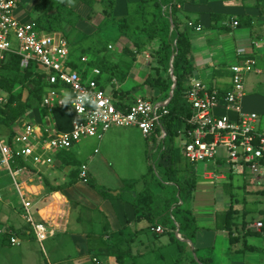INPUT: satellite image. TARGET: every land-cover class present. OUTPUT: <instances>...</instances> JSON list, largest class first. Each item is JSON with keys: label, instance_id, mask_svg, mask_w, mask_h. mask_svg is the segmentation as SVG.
<instances>
[{"label": "crops", "instance_id": "obj_1", "mask_svg": "<svg viewBox=\"0 0 264 264\" xmlns=\"http://www.w3.org/2000/svg\"><path fill=\"white\" fill-rule=\"evenodd\" d=\"M131 1L135 0L122 3L121 12L117 16L124 12L126 2ZM23 16L19 17L27 18ZM177 16L187 27L190 43V72L185 82L194 78L219 92H225L229 88V66L241 59H252L253 68L257 72L244 74L241 105L244 111L264 116V0H185L177 4ZM232 21L237 24L232 25ZM188 22L199 29L188 26ZM145 55L149 57L148 51L136 53L133 67L129 69L131 71H128L126 78L121 82L111 79L102 89L105 91L107 86V93L112 89L116 90L117 97H122L124 105L136 98L155 97L157 91L145 89L146 83L142 84L151 71L148 68L144 72L139 68L140 64L147 61L143 58H146ZM78 67L77 71L81 72L82 77H91L89 68L84 71L83 65ZM138 77L142 81H137ZM140 83L150 95L138 89ZM135 84L137 87H134ZM135 90L140 95L131 97L130 94ZM124 93L127 94L125 97ZM69 113L66 107L48 109L40 103L39 108L26 111L20 118V124L14 125L13 129L30 123L43 134L65 132L69 129ZM133 129L136 128L109 127L100 139L81 138L69 148L67 155H58V152L54 156L52 168L41 166L38 170L28 169L19 177L25 198L31 202L32 218L44 222L52 230V234L41 244L35 241L29 227L22 224L20 203L15 200L16 194L10 180L0 167V178L4 179L0 180V193H4L3 199H0V228L8 230L17 240L16 245L9 247L23 245L25 251H30L35 242L42 249L41 253L47 264H150L144 259L150 255V248L146 245L153 243L158 235L166 234L168 238L158 242L156 247V258L160 264H167L164 260L168 259L171 260L168 264H189L190 258L205 253L209 254L210 264H264V226H254L256 222L261 223L264 217V198L249 199L238 190L239 185L235 181L237 177L243 183L248 181L245 179L246 173L248 174L246 169L231 167L219 171L210 163L208 169L200 172L199 177L192 167L195 163L188 162L195 178L194 187L190 199L181 204L180 208L189 210L193 215L195 231L191 239H184L177 232V227L173 229L175 237L185 243L183 249L170 241V229L165 228L163 233H155V224L145 216H138L133 208V194L143 188L142 176L148 165L145 157V171L132 181L133 184L129 183L128 190L125 187L116 191L111 188L99 191L95 188L91 178L100 179L103 172L123 170L121 162L127 160L129 153L131 157L141 154V139H147L142 138L136 129L141 138L139 139ZM4 137L0 138L5 139ZM150 139L158 147L154 134ZM160 162V165L166 164L164 161ZM81 164H85L87 179L92 185L77 178ZM211 169L216 174L219 171V175L213 179L204 178L203 173ZM253 181H261L264 185V178H253ZM47 186L57 187V190L50 191ZM235 190L241 193L232 194ZM229 208L235 210L232 212V222L235 225L231 226V235L222 228L225 212ZM242 222L245 223L243 227L240 225ZM239 225L241 229L238 228ZM235 228L239 230L236 231ZM230 236L238 238L230 242ZM246 246H252L253 249H247ZM3 247L0 240V249ZM170 247L172 250L168 249ZM19 251L21 256L23 253ZM4 262L6 261L2 260L0 264ZM5 264L16 263L10 258Z\"/></svg>", "mask_w": 264, "mask_h": 264}, {"label": "built area", "instance_id": "obj_2", "mask_svg": "<svg viewBox=\"0 0 264 264\" xmlns=\"http://www.w3.org/2000/svg\"><path fill=\"white\" fill-rule=\"evenodd\" d=\"M16 0H0V63L6 54L18 56V66L25 68L28 63L39 66L44 74L47 88L40 103L46 108L66 107L71 111L69 129L65 132L43 134L36 126L24 123L14 128L9 142L0 138V167L3 168L20 203L19 215L29 227L38 244L52 234L42 221L32 218L31 202L25 198L19 177L28 169L38 170L41 166L52 168L54 156L68 150L81 138L100 139L109 127L136 128L142 138L148 139L160 128V117L166 113V99L151 101L148 98H136L123 108L115 107V99L102 89L94 76L99 75L96 67L89 68L91 77H82L81 72L70 69L68 63L69 45L63 35L57 31L38 30L32 19L15 16ZM236 25V21L231 22ZM195 30L198 26L187 23ZM109 44L107 48H109ZM148 58V55H145ZM85 56L79 61L85 62ZM252 59H241L229 66V88L219 92L194 78L184 82L183 100L190 110L176 137L182 157L189 163L210 162L217 170L236 167L246 169L254 179L264 178V124L255 112L244 111L241 100L244 96L243 77L247 72H257ZM86 92L102 103L93 107L87 101L73 104L71 100L62 105L66 93L75 100L78 93ZM4 101L0 97V102ZM162 129L155 136L158 143L164 138ZM223 154H217V150ZM18 160L20 164H15ZM213 169L203 173L206 179L219 175ZM77 177L86 182L85 164L79 166ZM256 228L260 222L254 224ZM155 233L164 229L155 225ZM8 235V245L17 244L12 234L0 228V235Z\"/></svg>", "mask_w": 264, "mask_h": 264}, {"label": "trees", "instance_id": "obj_3", "mask_svg": "<svg viewBox=\"0 0 264 264\" xmlns=\"http://www.w3.org/2000/svg\"><path fill=\"white\" fill-rule=\"evenodd\" d=\"M183 1L185 0H135L126 2L124 12L115 17L110 12L113 7V0H110L109 8H102L107 18L103 24L88 34L72 32L75 28V21L80 17L76 15L72 23L68 21L63 15H74L70 8L55 7L52 8L53 13H49L48 8H44L32 18L38 30L61 32L66 38L69 45L68 56L72 60L68 63L70 69L78 70L80 64L84 66V71L91 67H96L99 70V75L94 76V80L101 88L111 79L118 82L123 81L132 66L135 54L148 51L153 63L151 66L153 73L147 74L143 82L152 89L154 88L157 95L147 98L151 101H163L167 98L171 84L168 68L169 58L172 56L170 67L174 87L165 105L166 113L160 117V128H156L154 132V135L158 136L160 129H162L165 135L160 142L158 141V147H156V161L157 165L161 167L164 179L158 174L154 175L153 167L148 164L146 173L142 176L143 188L133 194L132 205L138 216L147 217L155 225L156 223L159 224L164 231L165 228L170 229V241L176 243L181 249L185 244L175 237L173 229L177 227L178 233L184 239H191L195 231L193 215L189 210L180 208L181 204L190 199L195 178L192 167L190 166V171L186 169V165L190 164L181 157L180 147L174 143L182 126H186L185 120L190 115L189 107L182 97L185 78L190 72L188 62L190 43L187 27L180 22L177 16V4ZM65 19L66 24L69 25V32L66 31V33L61 27V23ZM71 33L74 37L69 40L68 36ZM120 39L128 42L130 46H122V56L113 60L107 54V45L109 42L114 43ZM85 53L93 55V60L80 62V56ZM18 60V56L6 54L0 63V92L4 94V101L0 102V126L7 130L4 137L7 142L13 135L14 125L20 124L21 116L30 109L40 107L41 96L47 88L43 71L39 66L30 62L25 68H20ZM16 86L18 90L13 92ZM110 94L115 99V107L123 108L122 97H117L116 90L112 89ZM124 94L125 97L127 94ZM68 150L61 151L58 155L65 156L68 154ZM160 160L166 164L160 165ZM182 160L185 163L181 164ZM15 164H20V162L15 160L12 165ZM75 171L76 169L73 170L74 174ZM180 172L184 173L180 176ZM86 181L92 185L88 179ZM164 186H169L171 191L166 192ZM47 188L50 191L57 190V187L53 186H47ZM261 192H264V185ZM153 199H156L155 202ZM178 201L180 203H177ZM234 211L229 208L225 212L222 225V228L229 235L233 233L231 226L235 225L232 222V212ZM240 225L243 227L245 223L242 222ZM240 225L239 229H241ZM261 225L264 226V217ZM238 228L235 230H239ZM237 238L238 236H230L229 241L233 242ZM0 240L3 245H8V235H0ZM246 248L253 249L252 246H246ZM173 264L182 263L175 262ZM189 264H210L209 254L205 253L190 258Z\"/></svg>", "mask_w": 264, "mask_h": 264}, {"label": "rangeland", "instance_id": "obj_4", "mask_svg": "<svg viewBox=\"0 0 264 264\" xmlns=\"http://www.w3.org/2000/svg\"><path fill=\"white\" fill-rule=\"evenodd\" d=\"M86 1H88L89 3H87ZM109 1L110 0H91V1L89 0H16L17 11L15 13V16L22 17V15H24L25 17L31 19V18H34L36 15H38L44 8H48L49 13H53L54 12L53 9L55 7L56 8H70L72 9L74 15H68V16L66 14L63 15L64 17L68 19V21L72 23L74 20V16L78 15L80 17L78 20L75 21L74 23L75 28H74V31L72 32H75V34H77L78 32L83 33V34H88L89 32H92L93 30H95V28L103 24V22L107 18L106 17L107 15H105L102 8L108 9L110 6ZM125 1L126 0H113V7L111 8V11H110L113 16L116 17L117 14L121 12L122 3H124ZM65 21L66 19L62 21L61 27H62V30L66 33V31L69 32V25L66 24ZM73 37H74L73 33H71L68 36V39L70 40ZM108 44L110 47L107 48L108 49L107 54L110 55L111 59L113 60H116L118 57L122 56L123 54L122 46H126V47L130 46L128 42H124L121 39L114 43L109 42ZM84 56L86 57L88 61H91L94 58V56L91 55L90 53L88 54L85 53ZM143 58L147 61L140 64L139 68H141V70H144V72L147 71L148 68L149 70H151L152 68L151 66L153 64L151 61V57L149 56L148 58H145V57ZM148 61L150 63H148ZM128 71H131V70H128ZM152 73H153V70L149 72V74H152ZM160 74L163 75L161 72ZM142 77H144V75H142ZM136 80L139 82L142 81L141 78L136 79ZM143 83L144 82H142V84ZM142 84L140 83V85H138V89L140 90L142 89L141 90L142 93L145 92L146 94L150 95L151 93L148 92V90H150L151 87H149V85H147L146 83L145 89H148V90H144L143 89L144 86H142ZM134 87H137V85L135 84ZM17 90H18V87L16 86L14 87L13 92H16ZM107 90L108 88L106 86L105 91ZM130 95L131 97H134V96H139L140 94L139 92H137V90H135L134 93L132 92ZM0 97H3V93L1 92H0ZM68 111L70 112L69 116L72 115L69 109ZM259 120L261 124H264V116H259ZM133 130L136 136H138V138L141 139L138 131L136 129H133ZM6 133H7V130H5L4 128L0 126V137L5 136ZM141 142H142L141 143V146H142L141 154H137V156L133 154L134 156L131 157V153H129L127 160L121 162V166L123 167V170L116 169L115 172L113 171L103 172L100 174L101 175L100 179L99 178L95 179L94 177L91 178V181L93 182L97 190L108 191V189L111 188L113 189V191H116V189L119 190L120 187H125L124 189L128 190L127 188H128L129 183L135 179H138L139 175L145 171L147 162L148 164H151L150 165L151 167H153L154 169L153 174L154 175L158 174L162 179H164V175L161 173V167L156 164V154H157L156 143L152 141L150 138H148L146 141L141 139ZM177 142L178 141L175 139L174 143L177 144ZM220 153L223 154L224 152L223 150L218 149L217 154H220ZM144 157L146 158L147 162L145 161ZM75 159L78 160L77 157ZM182 163H185V161L181 162V164ZM209 165H210V162H198L192 165V167H194L195 173L196 174L198 173V176H199L200 172L205 168L208 169ZM190 166L191 165H186V169L189 170ZM183 173L184 172H180L179 175L181 176V174ZM249 176L250 175L246 173L245 179H247L248 181L245 183L242 182V179L240 177H237L235 181L239 185L238 190L243 192L244 195L248 197L249 199L250 197H255L259 200H262L264 198V193L261 192L263 191L262 182L261 181L255 182L253 181V177L252 176L249 177ZM0 180L3 181L4 179L0 178ZM232 183L234 184L233 180H232ZM164 190H166V192L171 191V188L169 186H164ZM235 191H232V194L241 193L239 191H236V192ZM3 194H4L3 192L0 193V196H1L0 199H3L2 197ZM15 198H16L15 200H18L16 195H15ZM155 200L156 199H153L154 202ZM22 224H25V223L22 221ZM166 237H167L166 234L158 235L155 238L153 243L151 242L149 245H146L148 248H150V251H149L150 255L144 258L145 261L147 262L149 261L150 264H160L158 262V259L156 258L157 257L156 252H158V248L156 247L158 246L157 245L158 242L160 243V241L166 240ZM168 249H171V247ZM168 249H166V251ZM19 250H21V252L23 253L21 256H19L20 254ZM41 252H42V249H40V246L36 244L35 242H33V249L30 251H25L23 249V245H21L20 247H9V245L6 244L4 245L3 248L0 249V262L2 260H5L7 262V260L11 258V260L16 264H34L35 262L37 263L39 261L42 264H47V262L44 259V254ZM164 261L167 264L171 263V260L169 259L167 261L166 260ZM6 262H4V264Z\"/></svg>", "mask_w": 264, "mask_h": 264}, {"label": "clouds", "instance_id": "obj_5", "mask_svg": "<svg viewBox=\"0 0 264 264\" xmlns=\"http://www.w3.org/2000/svg\"><path fill=\"white\" fill-rule=\"evenodd\" d=\"M70 100L73 104H83L85 103V101H87L89 104L96 108H98L99 104L102 103L98 100V98H94L91 94L86 92L78 93L75 100H72L70 93H66L61 103L62 105H67Z\"/></svg>", "mask_w": 264, "mask_h": 264}, {"label": "water", "instance_id": "obj_6", "mask_svg": "<svg viewBox=\"0 0 264 264\" xmlns=\"http://www.w3.org/2000/svg\"><path fill=\"white\" fill-rule=\"evenodd\" d=\"M171 57L172 56H170V58H169V68H168V74H169V77H170V80H171V84H170V88H169L168 93H167V99H166V101L169 100V98L171 96L172 89L174 87V80H173V77H172V70H171V67H170V59H171Z\"/></svg>", "mask_w": 264, "mask_h": 264}]
</instances>
